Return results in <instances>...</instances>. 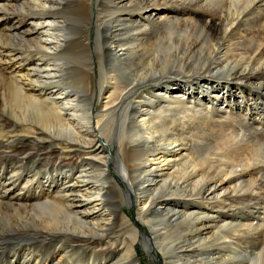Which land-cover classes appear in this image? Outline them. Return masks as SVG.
<instances>
[{
    "label": "bare ground",
    "instance_id": "bare-ground-1",
    "mask_svg": "<svg viewBox=\"0 0 264 264\" xmlns=\"http://www.w3.org/2000/svg\"><path fill=\"white\" fill-rule=\"evenodd\" d=\"M0 66V264H264V0H0Z\"/></svg>",
    "mask_w": 264,
    "mask_h": 264
},
{
    "label": "rangeland",
    "instance_id": "rangeland-1",
    "mask_svg": "<svg viewBox=\"0 0 264 264\" xmlns=\"http://www.w3.org/2000/svg\"><path fill=\"white\" fill-rule=\"evenodd\" d=\"M187 5H193V4H187ZM189 7V6H187ZM195 8V7H194ZM172 12H173V16L177 15L179 12H180V8L178 6L172 8ZM188 11V10H185V12ZM189 12L192 13V15L194 16V12L193 10H191V8L189 7ZM181 15L184 14V11L182 10L180 12ZM5 65L3 64V74H7V67H4ZM1 67V66H0ZM1 72V71H0ZM181 79V78H180ZM177 84H182L181 81H179ZM198 84V83H197ZM174 86V85H173ZM145 88V87H144ZM146 89V88H145ZM143 91V90H142ZM140 93V91L138 92ZM0 111H2L0 109ZM24 124L22 123H15L14 125V128L12 130H10L8 133H5L4 136H1V140L3 141L4 140V146H3V143L0 145V151H3L4 150V153H7V154H10V155H16L17 152H21L20 150H22L23 148H25L26 152L30 150V146H26V147H23L25 146L27 143L29 142H32V138L34 137V133L28 129V130H24ZM4 131H6L4 129ZM244 132H247V130H245ZM14 137V138H13ZM106 146L108 147L109 146V142L108 143H105ZM39 149L42 151V149H45V146L41 145L39 147ZM30 152V151H29ZM18 158L22 159L25 163H21V162H15L13 159L11 158H4V161H1L0 164L3 165L1 166L3 168V172L0 174V189H2L3 191L6 190L9 186H7V183L3 186V179H6L8 177V180H4V182H8L10 183V187H15L17 188L18 186H22L24 188V183H23V178H19L17 176V174H12V175H8L7 172H10L13 170V168H20V167H24L26 168L27 170H36L38 169V167H36L37 165H34L33 163H36V162H33V161H30V157H26L24 158V154H17ZM35 155L33 154L31 156V158L33 160H35ZM66 158H69V156H67ZM74 158V159H73ZM72 159V160H71ZM6 160V161H5ZM70 160L73 162H76V157L75 156H70ZM264 160V159H263ZM13 161V162H12ZM33 162V163H32ZM21 164V165H20ZM74 164V163H73ZM12 167V168H11ZM4 174V176H3ZM11 176V178H10ZM116 177V176H115ZM117 178V177H116ZM13 179V180H12ZM59 179V178H58ZM14 182V184L12 182ZM20 182V183H19ZM31 184L32 183H29L28 184V188L29 186L31 187ZM58 184V182H57ZM56 184V185H57ZM3 187H6V189H4ZM21 189L22 192L24 191V189ZM25 192V191H24ZM9 194L11 193H8V190L6 193H3V198H0L1 200L5 201L6 199L7 200H10L11 197H8ZM28 194V193H27ZM22 196V195H21ZM22 198H26L25 196H22ZM5 199V200H4ZM13 201L16 202L15 199H11ZM262 201V202H261ZM248 203H246L245 205H249L250 207H252V204L254 205L255 203V207H253V210H256V209H259L261 207H264V197L262 198H255V199H250V201H247ZM253 202V203H252ZM252 203V204H251ZM244 205V204H242ZM239 207V206H238ZM256 208V209H254ZM250 215H254L252 213L249 214ZM261 216H264L263 214H260ZM260 215H255V217H259L261 218ZM233 216H238L237 213H233ZM247 219V217H245ZM244 218V219H245ZM254 220V219H253ZM4 243H2L3 245ZM246 245V243L242 244V246ZM258 246V245H257ZM137 252L139 253V256L141 257V262L142 264H161V256L159 254H155V253H151V252H146L143 248H140V249H137ZM105 254V253H103ZM3 255V254H2ZM2 255H0V262L2 263L3 261V257ZM80 256V255H79ZM100 255L99 254H96L95 257H94V260L93 262L94 263H98L99 262V257ZM82 257V256H81ZM85 257V256H84ZM97 259V260H96ZM160 260V261H159Z\"/></svg>",
    "mask_w": 264,
    "mask_h": 264
}]
</instances>
